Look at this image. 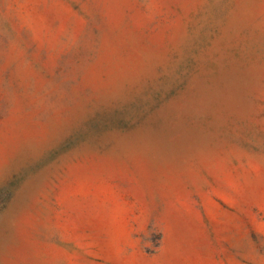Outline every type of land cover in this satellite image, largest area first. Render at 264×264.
Here are the masks:
<instances>
[{
  "label": "rangeland",
  "instance_id": "rangeland-1",
  "mask_svg": "<svg viewBox=\"0 0 264 264\" xmlns=\"http://www.w3.org/2000/svg\"><path fill=\"white\" fill-rule=\"evenodd\" d=\"M0 264H264V0H0Z\"/></svg>",
  "mask_w": 264,
  "mask_h": 264
}]
</instances>
